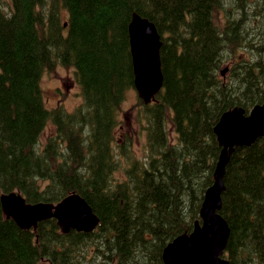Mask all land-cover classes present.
<instances>
[{"label":"trees","instance_id":"16d2710c","mask_svg":"<svg viewBox=\"0 0 264 264\" xmlns=\"http://www.w3.org/2000/svg\"><path fill=\"white\" fill-rule=\"evenodd\" d=\"M251 7L253 18L234 20L237 10ZM7 9L0 0V196L18 192L30 204H56L78 194L100 224L88 234H62L55 219L36 232L23 230L0 202V264L48 263L50 230L59 233V246L103 239L120 264H164L168 244L201 221L222 151L216 125L234 108L249 113L264 103V0H8ZM220 13L227 16L223 27ZM134 14L154 23L161 36L164 84L149 106L157 115L148 162L132 159L127 179L116 183L121 165L110 146L126 94L135 88ZM48 30L55 36H46ZM52 41L62 43L54 61ZM56 64L77 74L81 107L99 108L91 140L74 136L87 129L89 117L80 108L50 111L44 104L41 80ZM164 109L174 113L178 144L162 148L156 137ZM48 123L56 131L39 152ZM71 134L68 145L62 140ZM224 185L219 214L230 229V264H264V138L236 148Z\"/></svg>","mask_w":264,"mask_h":264},{"label":"water","instance_id":"95a60500","mask_svg":"<svg viewBox=\"0 0 264 264\" xmlns=\"http://www.w3.org/2000/svg\"><path fill=\"white\" fill-rule=\"evenodd\" d=\"M146 38L152 41L151 53L145 51ZM130 45L134 86L139 98L149 104L155 101L164 84L160 58L162 42L155 24L134 14L130 24ZM226 71L227 69L222 74ZM215 134L222 152L215 169V182L207 189L202 203L200 216L203 223L201 225L197 222L190 235L179 236L167 246L163 254L164 264H229L221 258L230 237L228 224L219 214L223 206L222 194L226 189L224 177L237 147H251L264 138V104L256 106L248 117L243 109L238 108L225 113L216 126ZM0 202L4 214L12 218L21 229L33 228L36 231L40 221L54 218L63 233L68 234L75 229L88 234L100 223L86 200L78 194H72L58 204H29L22 195L13 192L1 195ZM24 218L28 220L25 221ZM84 218L88 220L87 226L83 225ZM194 243L198 247L195 250ZM190 250L193 253L188 260L185 254Z\"/></svg>","mask_w":264,"mask_h":264},{"label":"rangeland","instance_id":"374dc122","mask_svg":"<svg viewBox=\"0 0 264 264\" xmlns=\"http://www.w3.org/2000/svg\"><path fill=\"white\" fill-rule=\"evenodd\" d=\"M222 1L229 5L234 3L236 0ZM1 3L3 4V8L8 10V0H1ZM47 5L50 6V3L48 2ZM255 11L256 9L252 7L249 11L237 10L234 15V20L243 16L251 19L253 18L252 15H254ZM66 19L67 18H64V20ZM226 22V14L220 13L217 20L218 25L223 27ZM45 35L48 37H54L55 31L48 30L45 32ZM61 45L62 43L52 41V45L49 47L50 59L52 61L56 59L58 53L60 52ZM250 62L257 64V61L254 59H250ZM227 67H229V65L225 64L222 69ZM41 88L44 104L50 111L63 109L72 113L80 108V112L88 115L87 129L79 131V134L78 132L74 133V136H79V138H83V140H91L92 133H95L98 130L95 114L99 108L93 106L81 107L84 103L83 92L77 81V74L74 73V69L65 68L61 64H56L52 70L44 73L41 80ZM142 103L143 102L140 100L137 91L135 89H131L127 92L126 99L118 114L117 126L114 129L115 144L110 146L111 152L114 153L115 157L120 160L121 165L119 170L114 175V182L116 183L127 179L126 169L129 167L132 159H137L144 164L148 162V156L150 153L149 145L152 140L151 124L157 113L150 111L152 110L149 107L151 104L145 105ZM163 115L164 122L162 130L161 133L159 132L160 136L156 137L157 144L162 148L165 144L177 145V134L171 124L173 123L172 119L174 118V113L171 109H164ZM89 125H92L94 129H92ZM55 131L54 126L51 123H48L37 147L39 152H43V150H45L47 138L53 135ZM67 138L63 137L62 141L68 142V145H71L70 141L72 140V134L67 135ZM117 145L127 147L129 150L127 151L125 148L122 149V147L118 148ZM92 148L93 147L88 150L86 149L84 154L85 159H88L90 154L93 152ZM118 152L126 154V156H119ZM154 159L156 160V157H154ZM58 235L59 233L56 231L50 230L47 232V244L54 247V251L49 257V262L46 264H120L119 259L110 252V247L104 246L105 240L103 239L94 238L91 241L76 246H70L67 242H65L62 246H59L56 244ZM239 258L242 259V257ZM222 259L227 262L230 261V255L227 251L222 256ZM141 263L142 261L139 262V260L129 262V264Z\"/></svg>","mask_w":264,"mask_h":264},{"label":"bare ground","instance_id":"6f19581e","mask_svg":"<svg viewBox=\"0 0 264 264\" xmlns=\"http://www.w3.org/2000/svg\"><path fill=\"white\" fill-rule=\"evenodd\" d=\"M147 38H148V37H147ZM147 38L144 40L145 51L151 53V52H152V41H151L150 39H147ZM21 210H22V209H21ZM22 211H23V210H22ZM24 213H25V212H24ZM24 213H23V215H25ZM23 215H22V216H23ZM22 216H21V217H22ZM22 219H23V218H22ZM24 220L27 221L28 219L26 220V219L24 218ZM87 221H88L87 218H84L83 225H86V226H87ZM21 222H22V221H21ZM86 226H85V227H86ZM197 235H198V234H197ZM199 235H200V234H199ZM202 238H203V237H202ZM195 241H196V240H195ZM198 242H199V241H198ZM197 248H198V247H197V243H194V245H193V250H195V249H197ZM192 253H193V251L190 250L188 253L185 254V256H186V258H187L188 260L191 258V254H192ZM194 253H195V252H194ZM193 256H194V255H193ZM193 258H194V257H193ZM191 260H192V259H191ZM189 262H190V261H189ZM193 262H194V261H193Z\"/></svg>","mask_w":264,"mask_h":264}]
</instances>
